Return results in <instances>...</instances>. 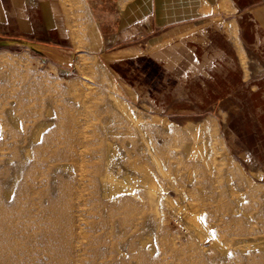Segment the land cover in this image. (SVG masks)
<instances>
[{
  "label": "rangeland",
  "instance_id": "obj_1",
  "mask_svg": "<svg viewBox=\"0 0 264 264\" xmlns=\"http://www.w3.org/2000/svg\"><path fill=\"white\" fill-rule=\"evenodd\" d=\"M73 9L72 58L0 46V264H264V98L234 52L112 62Z\"/></svg>",
  "mask_w": 264,
  "mask_h": 264
},
{
  "label": "crops",
  "instance_id": "obj_2",
  "mask_svg": "<svg viewBox=\"0 0 264 264\" xmlns=\"http://www.w3.org/2000/svg\"><path fill=\"white\" fill-rule=\"evenodd\" d=\"M77 3L94 45L112 62L145 57L168 71L201 74L234 52L247 84L264 98V0H0V46L72 58L61 39L77 34L68 28Z\"/></svg>",
  "mask_w": 264,
  "mask_h": 264
},
{
  "label": "bare ground",
  "instance_id": "obj_3",
  "mask_svg": "<svg viewBox=\"0 0 264 264\" xmlns=\"http://www.w3.org/2000/svg\"><path fill=\"white\" fill-rule=\"evenodd\" d=\"M107 55V54H106ZM112 55V54H111ZM107 57V56H106ZM118 57V56H117ZM116 57V58H117ZM115 58V57H114ZM62 59H63V57H62ZM61 60V59H60ZM64 60V59H63ZM65 60H66V58H65ZM69 60V59H68ZM67 61V60H66ZM84 63H85V61H84ZM83 63V64H84ZM82 64V65H83ZM131 91V90H130ZM116 99H114V101H115ZM117 106L119 107V108H121L122 109V112H125L127 115H129V116H131V117H133V115H130V112H128L129 111V107L127 106V104L124 102V101H117ZM130 117V118H131ZM156 117V116H155ZM158 118V117H157ZM133 119H134V117H133ZM136 119V118H135ZM157 120V119H156ZM135 121H137V119L135 120ZM135 123V122H134ZM166 123V122H165ZM205 126V125H204ZM44 126H39L38 128H37V130L35 131V134H34V136H33V138H35V139H38L39 138V136H40V132H41V129L43 128ZM206 127V126H205ZM33 134V133H32ZM68 137V136H67ZM68 152H66V151H59L58 149L57 150H53V151H51V154H49L48 156H47V158L45 159V160H52V158L54 159V158H56V157H61V158H67L68 156H70V155H68L67 154ZM12 158L14 159V160H20V156L18 155V153L17 152H14L13 153V155H12ZM109 159V158H108ZM144 177V176H143ZM104 179H106V180H109V181H111L112 183H113V186H112V189H115L116 191L118 190V191H122V190H126V189H128V183H126L125 184V182L121 179V178H118V177H115L114 176V174L112 173V172H107V174L106 175H104ZM148 184V183H147ZM127 185V186H126ZM130 186V185H129ZM153 186H155V184L154 183H150V189H149V191L151 192V194H154V191H153V189H152V187ZM148 189V188H147ZM107 190V189H106ZM103 194V193H102ZM187 214H186V216H187V218L189 219V221H190V224H191V226H194L195 228H196V230H197V232L198 233H204V231H205V227H204V225L202 224V219H201V215H200V212H194V211H190V210H187V212H186ZM132 229V228H131ZM207 230H208V228H207ZM217 240L218 239H216V238H214V241L213 242H215V243H217ZM256 244H258L257 242L254 244V245H256ZM262 245V244H261Z\"/></svg>",
  "mask_w": 264,
  "mask_h": 264
}]
</instances>
